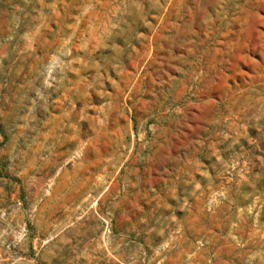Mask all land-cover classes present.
Instances as JSON below:
<instances>
[{
    "label": "rangeland",
    "instance_id": "obj_1",
    "mask_svg": "<svg viewBox=\"0 0 264 264\" xmlns=\"http://www.w3.org/2000/svg\"><path fill=\"white\" fill-rule=\"evenodd\" d=\"M0 264H264V0H0Z\"/></svg>",
    "mask_w": 264,
    "mask_h": 264
}]
</instances>
